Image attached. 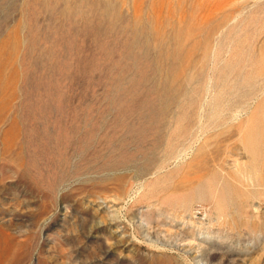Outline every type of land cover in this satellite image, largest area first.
I'll return each mask as SVG.
<instances>
[{"label": "rangeland", "instance_id": "rangeland-1", "mask_svg": "<svg viewBox=\"0 0 264 264\" xmlns=\"http://www.w3.org/2000/svg\"><path fill=\"white\" fill-rule=\"evenodd\" d=\"M0 264H264V0H0Z\"/></svg>", "mask_w": 264, "mask_h": 264}]
</instances>
